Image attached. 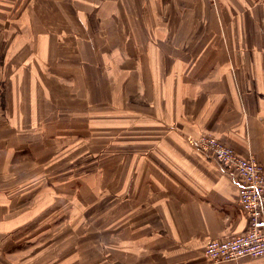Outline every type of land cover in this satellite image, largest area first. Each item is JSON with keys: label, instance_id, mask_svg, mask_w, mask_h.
<instances>
[{"label": "crops", "instance_id": "crops-1", "mask_svg": "<svg viewBox=\"0 0 264 264\" xmlns=\"http://www.w3.org/2000/svg\"><path fill=\"white\" fill-rule=\"evenodd\" d=\"M217 6L33 0L31 47L0 46L1 255L47 244L57 199L73 196L56 183L88 181L71 167L94 165L115 264H264L202 253L248 218L233 171L192 140L209 133L264 166V0Z\"/></svg>", "mask_w": 264, "mask_h": 264}, {"label": "rangeland", "instance_id": "rangeland-1", "mask_svg": "<svg viewBox=\"0 0 264 264\" xmlns=\"http://www.w3.org/2000/svg\"><path fill=\"white\" fill-rule=\"evenodd\" d=\"M207 1L213 8H218V1L222 2V0ZM32 14L33 0H0V46L30 48L33 34ZM61 24L60 22L59 25ZM20 57L23 58L22 61H30L31 54H19L15 56V59ZM192 145L194 146V143ZM71 168L73 177L78 176L76 178L81 180L79 177L82 175L88 181L74 180L70 184L69 182L56 183L57 198L68 197L69 186H71L73 196L70 199H60L59 202L57 199V206L58 204L59 206L56 214L53 215L54 221L50 225L55 227V230H50L51 235L46 240L47 244L32 246V244L25 243L21 246L4 247L1 252L4 256L0 254V264H10L9 259H12L14 263L20 258L25 259V264H28L26 260L31 259L32 255H36L39 259V261H33L34 264H115L113 254L115 256L118 251L117 247L112 245V231L96 229V214L93 206L95 166L76 165ZM56 173L60 175L58 171ZM29 184L34 186L37 183L29 181ZM85 203H87L88 213H83L82 210L86 206ZM65 225L67 227L71 225V227L65 229ZM43 237H46V233Z\"/></svg>", "mask_w": 264, "mask_h": 264}, {"label": "built area", "instance_id": "built-area-1", "mask_svg": "<svg viewBox=\"0 0 264 264\" xmlns=\"http://www.w3.org/2000/svg\"><path fill=\"white\" fill-rule=\"evenodd\" d=\"M204 155L230 168L238 186V204L248 218L246 231L206 241L203 256L211 262L237 261L264 255V166L253 156H241L232 147L209 133L193 139Z\"/></svg>", "mask_w": 264, "mask_h": 264}]
</instances>
